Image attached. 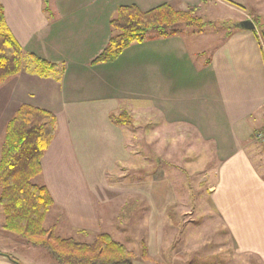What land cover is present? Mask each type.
<instances>
[{
  "label": "crops",
  "instance_id": "crops-1",
  "mask_svg": "<svg viewBox=\"0 0 264 264\" xmlns=\"http://www.w3.org/2000/svg\"><path fill=\"white\" fill-rule=\"evenodd\" d=\"M181 1L186 5L199 4V0ZM181 1L52 0L54 21L51 22L50 8L44 0H0L5 25L22 52L58 65V72L50 77H40L24 68L7 83L3 82L6 85L0 87V124H5L22 104L44 109L57 119L77 104L105 109L119 98L131 103L120 104L117 112L106 110L104 120L109 128L120 133L123 154L140 159L141 147L148 146L155 151L156 139L150 140L144 132L141 138L137 121L150 122L157 116L165 130V127H175L174 133L178 130L199 132L202 138L213 139L212 154L217 164L215 181L208 189L211 207L232 242L233 255L247 256L256 264H264V148L261 147L263 155L260 149L252 148L257 143L254 132L264 127V51L257 27L254 32V27L226 30L209 59L200 61L203 63L200 71L176 34L137 43L142 46V52H134L133 58L140 52L147 55L152 61L148 72L135 70L131 65L123 73L114 74L112 82L107 76L99 75L100 63H92L108 41L109 20L115 17L119 6L136 5L148 10L161 3L171 5ZM250 19L246 21L252 23ZM260 25L264 27L261 21ZM222 29L217 27L219 37ZM162 40L171 43L176 40V43L167 48L160 43ZM122 53L121 56L126 52ZM154 56L159 58L158 62ZM179 56L183 62L178 65L186 73V80L193 71L200 75L199 79L195 78L199 83L195 88L179 91L180 87L174 86L172 76L178 73L175 61ZM61 62L63 67L59 70ZM156 100L161 101L159 108ZM151 106L154 109L150 111ZM145 110H148L146 114ZM121 112L130 116V123L110 122V114ZM149 112L155 113L150 117ZM169 138L176 140L171 134L167 135V141ZM51 146L52 142L46 152ZM131 190L136 196L141 195L139 189ZM142 195L153 197L147 198V203L156 205L155 189H147ZM63 207L68 212L75 208L69 203Z\"/></svg>",
  "mask_w": 264,
  "mask_h": 264
},
{
  "label": "rangeland",
  "instance_id": "rangeland-1",
  "mask_svg": "<svg viewBox=\"0 0 264 264\" xmlns=\"http://www.w3.org/2000/svg\"><path fill=\"white\" fill-rule=\"evenodd\" d=\"M51 1L45 0L52 22ZM182 2L171 5L178 10L193 7ZM184 4L185 8L182 7ZM195 7H198L196 14L205 22L203 31L197 33L183 27L176 35L191 53V60L197 63L196 70L203 69L200 61L209 59L225 31L248 18H253L257 25L264 51V27L257 23L258 17L264 23V0H199ZM218 26H224L219 31L220 37L216 35ZM137 43L127 47L126 53L116 61L100 63L97 67L101 69L99 75H105L113 82L114 74L123 73L131 65L141 72L150 71L152 61L141 53L142 46ZM160 43L168 48L176 40ZM138 51L140 54L133 58L132 54ZM28 54L23 55L27 69L30 65ZM180 56L175 61L179 70L172 76V82L176 83V88L180 87L179 91L195 88L199 85L196 79L200 75L193 71L186 80V73L178 65L183 62ZM154 57L158 62L159 58ZM62 67L61 62L59 70ZM158 92L155 94L157 99ZM156 101L158 107L161 101ZM127 102L131 103L117 98L105 109L77 104L68 109L66 115L57 117L52 146L41 160L40 174L32 180L47 187L55 203L43 226L54 227V236L80 242H91L98 233H107L127 247L133 264H256L247 256L233 255L232 242L211 207L208 189L215 181L217 163L212 154L215 141L202 138L199 132L178 130L174 133L175 127L164 126L165 130L157 116L150 122L137 121L141 138L145 136L144 132L150 140L156 139L155 151L148 146L141 147L143 157L140 159L123 154L120 133L109 128L104 118L106 110L117 112L120 104ZM149 108L151 111L154 106ZM147 112L145 110V114ZM154 113L149 112L150 117ZM4 127V123L0 124V145ZM154 131L157 132L150 135ZM168 134L176 140L169 138L167 141ZM261 147L257 142L252 148L260 149L263 155ZM131 189H139L141 195L136 196ZM147 189L157 191L156 205L147 203V198L153 197L142 195ZM66 203L75 208L68 212V208L63 207ZM3 220L0 206V264H15L8 257L19 264H57L43 249L27 245L5 231Z\"/></svg>",
  "mask_w": 264,
  "mask_h": 264
},
{
  "label": "trees",
  "instance_id": "trees-1",
  "mask_svg": "<svg viewBox=\"0 0 264 264\" xmlns=\"http://www.w3.org/2000/svg\"><path fill=\"white\" fill-rule=\"evenodd\" d=\"M197 12L195 6L178 10L169 3L148 10H141L136 5L119 6L115 17L109 20L108 41L92 63L112 62L134 42L175 35L183 27L201 33L205 22ZM250 20L254 32L257 25L253 18ZM261 20L258 17L257 23ZM241 24L235 23L231 28L246 29ZM23 55L5 25L0 3V84L25 68ZM28 63L27 70L40 77H50L58 72V65L32 53L28 54ZM110 119L115 124L131 122L125 112L111 115ZM55 125V115L26 104L20 105L5 123L0 145L2 228L27 245L43 249L57 264H133L127 247L107 233H98L91 242H80L54 236V227L43 226L54 202L47 187L32 180L41 172V160L55 135ZM8 259L19 264L10 257Z\"/></svg>",
  "mask_w": 264,
  "mask_h": 264
},
{
  "label": "built area",
  "instance_id": "built-area-1",
  "mask_svg": "<svg viewBox=\"0 0 264 264\" xmlns=\"http://www.w3.org/2000/svg\"><path fill=\"white\" fill-rule=\"evenodd\" d=\"M255 140L262 146H264V128L254 133Z\"/></svg>",
  "mask_w": 264,
  "mask_h": 264
},
{
  "label": "water",
  "instance_id": "water-1",
  "mask_svg": "<svg viewBox=\"0 0 264 264\" xmlns=\"http://www.w3.org/2000/svg\"><path fill=\"white\" fill-rule=\"evenodd\" d=\"M244 28H246V29H253V24L250 22V21H245V22H243L242 24H241Z\"/></svg>",
  "mask_w": 264,
  "mask_h": 264
}]
</instances>
